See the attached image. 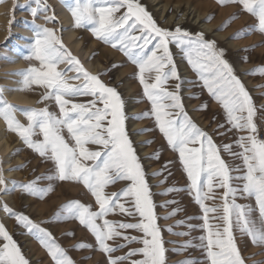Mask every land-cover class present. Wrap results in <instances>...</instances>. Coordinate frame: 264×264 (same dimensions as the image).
<instances>
[{"label":"snow or ice","instance_id":"1","mask_svg":"<svg viewBox=\"0 0 264 264\" xmlns=\"http://www.w3.org/2000/svg\"><path fill=\"white\" fill-rule=\"evenodd\" d=\"M216 3L235 5L257 21L254 27L242 30L233 39L252 32L264 34V0H216ZM28 7L33 17L30 25L33 35L25 45L27 54L21 53L28 67L10 74L20 77L19 88L0 87V120L8 133L15 134L27 149L52 167L27 183L5 180L0 168V193L19 192L44 200L57 182H72L82 185L94 198V204L72 200L63 204L50 220L39 222L13 211L3 202L0 212L14 219L17 226L42 246L51 264H75L69 250L45 226L62 220L78 221L94 238V244L81 242L71 251H99L106 256L107 264H166L164 230L158 224L160 218L155 212L153 193L126 130L127 116L121 94L103 82L104 73H91L65 46L54 28L36 23L41 15L46 22L55 20V16L48 14L49 6L44 0H30ZM68 11L76 29L87 28L97 41L110 46L135 66L136 78L151 105V112L143 116L154 117L167 145L179 154L189 182L186 191L202 212L200 231L204 234L199 236V245L188 241L178 245L174 254L180 255L181 249L195 246L204 256L203 264H246L236 233L240 238L247 237L253 246L264 247V138H260L254 120L257 110L253 99L225 58L226 51L202 32L160 26L139 0H75ZM236 18L232 16L220 30ZM26 27H29L27 22ZM170 46L179 50L203 87L222 106L226 124L235 133H242L235 141V148L232 144L218 146L212 136L188 117L180 95L181 77ZM246 74L264 76V65ZM168 81H177L171 90L166 87ZM36 90H42L38 103L44 106L40 108L17 107L4 95L5 91ZM80 97L89 99L78 102ZM52 104L57 111L50 110ZM143 134V130L137 133ZM19 151L16 149L12 155ZM222 153L242 163L232 166L222 158ZM23 167L9 171H20ZM45 181L46 186H41ZM120 181L126 182L120 191H105ZM217 189L222 190L219 204L215 202ZM173 191L179 190L168 188L160 195ZM238 197L254 198L255 208L237 203ZM209 200L213 201L211 206L206 203ZM113 214L125 220L132 217L135 222L108 219ZM175 214L173 211L164 219ZM183 226L184 222H179L173 227ZM167 231L170 235H190V232L174 233L171 228ZM124 249H128L124 255H114ZM0 264H30L3 222H0ZM178 264L200 262L189 258Z\"/></svg>","mask_w":264,"mask_h":264},{"label":"rangeland","instance_id":"2","mask_svg":"<svg viewBox=\"0 0 264 264\" xmlns=\"http://www.w3.org/2000/svg\"><path fill=\"white\" fill-rule=\"evenodd\" d=\"M44 2L49 6L48 14L55 16V20L46 22L41 15L36 19V23L54 28L73 55L91 73H104L105 75L101 77L103 82L117 88L125 102L126 130L153 193L155 212L160 218L158 224L164 230L162 231V238L167 249L166 264H178V262L189 258L203 264L204 256L198 247L181 249L180 255L174 254L178 250V245H183L188 241H192L193 245H199V236L204 234L200 231L202 212L189 192L186 191L189 182L180 163L179 154L173 152L167 145L155 124L154 117L143 116V114L151 112V105L144 97L142 86L136 78L137 69L128 63L119 52L97 41L87 28L76 29L74 27V20L68 11V6L73 5L75 0H63V3L61 0H44ZM139 2L146 7V10L160 26L169 29L180 26L192 33L202 32L206 38L214 40L219 48L226 51L225 58L233 66L235 74L244 83L253 99L257 110L254 120L260 129V138H264V76L246 74L264 65V34L252 32L238 39H233L242 30L254 27L257 23L255 18L235 5L220 6L216 0H139ZM29 3L30 0H0V13L3 18L0 21V87L4 89L19 88L20 77L10 74L28 67V63L22 59L21 53L27 54L25 45L31 42L33 35L30 30L33 17L30 15ZM61 10L69 14V23H66L60 15ZM234 15L237 18L223 30H220L226 21ZM210 17L212 18L209 21ZM26 22L29 27H26ZM71 31L74 34L68 39L67 35ZM253 48V51H243ZM170 49L177 65L178 74L181 77L180 95L188 117L200 129L212 136L218 146L232 144L235 148V141L242 133H235L231 130L230 126L226 124L222 106L203 87V82L200 81L187 60L182 58L179 50L174 46H170ZM10 60L14 62H9ZM118 65H123V67H118ZM72 75L74 74L69 73V76ZM73 82L76 83V81ZM176 83L177 81H168L166 87L171 90ZM41 91H21L30 98L29 102L24 103L12 98L15 91H5L4 95L9 103L17 107L40 108L44 106V104L38 103ZM88 99V97H80L78 102H87ZM50 110L57 111L54 104L51 105ZM135 117L142 118L135 119ZM17 118L25 122L22 116L18 115ZM0 122L4 126L3 129L7 134L6 139L11 146L6 153L0 146V168L4 171L5 180L27 183L42 174L48 173L52 167L51 163L43 162L37 154L27 149L15 134L6 131L2 120ZM220 125H224V127L221 128ZM142 130L144 134L137 135ZM16 149H20L19 153L12 155ZM149 157L155 158L150 159ZM222 158L232 166L242 163L227 153H222ZM9 159H12L10 164L7 163ZM21 166H25L23 170L9 171L10 169H19ZM161 172H163L162 175H160ZM46 184L45 181L41 186H46ZM125 184L126 182L123 181L117 182L115 185H110L105 191L109 193L120 191ZM168 188H175L179 191H173L169 195H160ZM221 192L220 189L216 190L217 199L215 202L217 204L221 203L219 199ZM72 200L94 204V198L87 190L82 185L72 182H57L54 191L44 200L22 195L19 192H12L8 195L0 193V202L6 203L13 211L22 212L38 222L50 220L63 204ZM170 201H175V203H169ZM206 203L211 206L213 201L209 200ZM237 203L255 208L254 198L238 197ZM165 204H168V207H162ZM173 211L176 212L175 215H172L170 219H164ZM108 219L135 222L132 217L125 220V217L117 214L110 215ZM0 222L5 224L8 232L13 236L30 264H51V260L42 246L33 237L27 235L23 228L17 226L14 219H9L0 212ZM179 222H184L185 226L173 227ZM188 225L195 227L190 229ZM45 226L52 232L56 241L66 250H69V255L75 264H107L106 256L99 251H71L75 245L81 242L94 244V238L78 221L62 220ZM169 228L174 233L190 232V235H170L167 231ZM129 234L139 235L135 232ZM236 236L238 247L246 260V264H257V262L264 261V247L253 246L247 237L240 238L239 233H236ZM119 242L123 243L122 240ZM109 243L115 246L113 242ZM131 247H138V245ZM127 250L124 249L114 255H124Z\"/></svg>","mask_w":264,"mask_h":264},{"label":"bare ground","instance_id":"3","mask_svg":"<svg viewBox=\"0 0 264 264\" xmlns=\"http://www.w3.org/2000/svg\"><path fill=\"white\" fill-rule=\"evenodd\" d=\"M0 12H1V8H0ZM60 15L62 16V18L65 20L66 23H69L70 22V16L69 14L64 11V10H61L60 12ZM2 16H1V13H0V21L2 20ZM26 33H28V31H25ZM74 32L71 31L70 33H68L67 37L68 39H70L72 36H73ZM76 45H78V43H76ZM78 49V48H76ZM12 98L15 100V101H18V102H21V103H24V102H29L30 101V98L24 94L23 92L21 91H15ZM3 124L0 122V146L2 147V150L6 153L9 151V149L11 148V146H9L8 144V141H7V134L5 133L4 129H3ZM12 161V159H9V161L7 162L8 164H10ZM8 174H12V173H8Z\"/></svg>","mask_w":264,"mask_h":264}]
</instances>
